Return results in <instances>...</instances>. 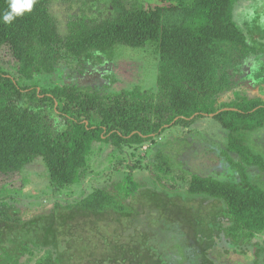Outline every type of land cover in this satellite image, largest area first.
Here are the masks:
<instances>
[{
  "label": "trees",
  "instance_id": "obj_1",
  "mask_svg": "<svg viewBox=\"0 0 264 264\" xmlns=\"http://www.w3.org/2000/svg\"><path fill=\"white\" fill-rule=\"evenodd\" d=\"M152 1L36 0L32 11L12 24L0 21V50H10L17 72L14 76L0 66V174L21 173L42 156L50 184L59 191L78 183L95 144L137 150L170 127H188L204 115L216 114L214 119L228 131L224 155L239 170L240 181L193 174L184 199L221 205L218 221L212 227L210 223L202 226L210 239L202 240L207 252L214 250L217 231L225 247L245 251L264 235V183H252L248 172L249 168L264 171V158L245 139L247 132L264 128V101L234 89L244 64L260 50L251 48L233 21L234 6L240 0ZM8 2L0 0V15L8 10ZM56 4L79 14L72 13L62 26ZM99 5L109 13L103 18L94 12ZM149 46L160 57L154 90L134 86L102 93L72 84L41 86L42 77L60 67L79 71L88 64H103L104 57L112 59L117 49ZM232 91L224 102V95ZM223 109L236 110L219 113ZM59 116L64 125L57 129L54 121ZM146 169L157 181L160 173L166 179L175 173L172 157L162 150L149 158ZM125 181L132 188L141 187L132 173ZM130 192L128 188L118 197L116 192L96 188L71 208L62 205L63 219L73 220L80 213H124ZM20 221L18 210L0 198V222ZM51 234L44 247L57 243ZM32 246L24 244L7 260L0 257V264H20L23 256L32 255ZM58 261L50 256L37 264Z\"/></svg>",
  "mask_w": 264,
  "mask_h": 264
},
{
  "label": "rangeland",
  "instance_id": "obj_2",
  "mask_svg": "<svg viewBox=\"0 0 264 264\" xmlns=\"http://www.w3.org/2000/svg\"><path fill=\"white\" fill-rule=\"evenodd\" d=\"M99 6L94 9L99 18L109 14L105 6ZM54 9L62 26L72 13L79 14V10L65 5L56 4ZM233 21L247 36L251 48L260 50L236 77L234 91L264 101V0L238 1ZM159 59L154 46L144 50L117 49L112 59L104 57L100 65L88 64L79 71L60 67L42 77L41 86L72 84L102 93L134 86L154 90ZM14 61L8 48L0 50V66L17 76ZM234 91L225 94L223 101L228 102ZM54 122L57 129L64 125L60 116ZM245 139L264 158V128L247 132ZM227 144L228 131L214 117L203 116L188 127L168 128L154 142L137 150H134L137 147L117 148L110 143L95 144L78 183L59 191H54L50 184L42 156L36 157L21 173L0 174V198L12 204L21 219L19 223L0 222V257L4 260L14 257L17 249L29 243L33 245L32 255L23 256L20 264H37L50 256L59 260L56 264H264V235H259L252 246L242 251L225 247L217 231L214 250L207 252L202 240L210 239L202 226L210 223L212 227L218 221L221 205L184 199L193 174L239 183V170L224 155ZM158 150L174 161L175 173L171 179L160 173L157 181L147 172L149 158ZM232 157L239 162L236 156ZM248 172L250 181L262 186L264 171L249 168ZM129 173L141 185L139 189L128 186L126 181L123 183ZM96 188L116 192L118 197L131 189L133 193L130 192L124 204L125 212L109 211L98 216L80 213L73 220L63 219V206L71 208ZM169 191L172 192L167 194ZM49 234L52 239L56 236L57 243L44 247Z\"/></svg>",
  "mask_w": 264,
  "mask_h": 264
},
{
  "label": "clouds",
  "instance_id": "obj_3",
  "mask_svg": "<svg viewBox=\"0 0 264 264\" xmlns=\"http://www.w3.org/2000/svg\"><path fill=\"white\" fill-rule=\"evenodd\" d=\"M36 0H9L8 10L0 15V21L4 24H12L14 20L25 12H31Z\"/></svg>",
  "mask_w": 264,
  "mask_h": 264
},
{
  "label": "water",
  "instance_id": "obj_4",
  "mask_svg": "<svg viewBox=\"0 0 264 264\" xmlns=\"http://www.w3.org/2000/svg\"><path fill=\"white\" fill-rule=\"evenodd\" d=\"M230 110L235 111L236 109H223V110H221L219 113H221V112H223V111H230ZM215 115H216V114L205 115V116L214 117ZM193 118H194V117H193ZM193 118H191V119H193ZM177 120H178V119H176L175 122H176Z\"/></svg>",
  "mask_w": 264,
  "mask_h": 264
},
{
  "label": "flooded vegetation",
  "instance_id": "obj_5",
  "mask_svg": "<svg viewBox=\"0 0 264 264\" xmlns=\"http://www.w3.org/2000/svg\"><path fill=\"white\" fill-rule=\"evenodd\" d=\"M249 61V60H248ZM247 61V62H248ZM247 62L244 64L243 68L241 69L242 70V73H243V70H244V67L247 65ZM237 82V81H236ZM257 98V97H256ZM205 116V115H204Z\"/></svg>",
  "mask_w": 264,
  "mask_h": 264
}]
</instances>
